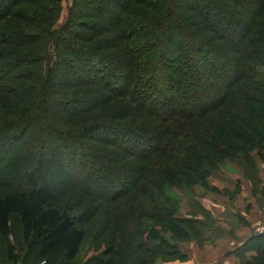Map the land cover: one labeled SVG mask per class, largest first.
<instances>
[{
  "label": "trees",
  "instance_id": "1",
  "mask_svg": "<svg viewBox=\"0 0 264 264\" xmlns=\"http://www.w3.org/2000/svg\"><path fill=\"white\" fill-rule=\"evenodd\" d=\"M63 1L0 0V168L21 165L0 173V264H116L110 224L127 197L138 196L147 230L165 221L186 234L178 225L190 221L135 175L156 155L190 186L219 162L264 157V0H73L55 29ZM203 157V168L191 162ZM93 221V238L111 232L109 260L83 262ZM154 234L139 263L186 256ZM233 252L264 264V235Z\"/></svg>",
  "mask_w": 264,
  "mask_h": 264
},
{
  "label": "rangeland",
  "instance_id": "2",
  "mask_svg": "<svg viewBox=\"0 0 264 264\" xmlns=\"http://www.w3.org/2000/svg\"><path fill=\"white\" fill-rule=\"evenodd\" d=\"M72 3L73 0L63 1L62 11L54 26L55 29L61 28L68 19ZM260 71L264 72V67ZM244 105L248 108V112L258 108L257 105L247 102ZM230 114L231 111L225 115ZM140 124L143 122L141 121ZM261 156L262 152L253 149L231 159V161L219 162V167H215V170L209 173L204 180H200V184L190 186L188 172L184 174L176 170L171 159L156 155L150 164L148 163L146 175H141L140 172L135 175L144 179L142 184L158 187L159 192L154 197L155 201L162 200L175 208L178 213L177 217L190 221L178 225L186 231V234H175L171 226L167 227L169 222L165 221L152 220L151 222L157 226L147 230L144 226L146 219L140 213L139 198L134 194L116 205L118 213L115 221L110 224V228L117 242L113 251L118 257H112V259L116 261V264H142L139 263V260L143 258L144 253L141 251L140 244L144 237L156 232L161 233L159 235L169 245L177 247L186 256L169 257L166 255L170 254L164 252L155 254V258L148 264H218V262L226 260V264H240L241 260L232 249L236 248L238 244L245 245L253 235H264L257 233V229L264 224V221L256 224L253 230L248 229L246 233H241V230L239 232L236 230L235 220L229 219L231 215L228 212L233 210L231 213L237 216L236 219L240 223L245 217L254 216L264 210V157ZM251 158L254 164L251 162ZM17 161L18 159L15 162L5 163V168H0V173L3 175L5 171H15V166H21ZM206 161L205 157L201 160H191L195 166L202 168L208 164L205 163ZM56 169L60 170V167L56 166ZM47 173L53 176V179H57L54 176L57 171L54 169L52 171L48 169ZM125 179V184H129L128 179ZM156 182H162L163 188L157 186ZM214 188L219 191H214ZM133 189L134 186L130 187L128 192ZM167 198L171 203L167 201ZM69 200V197L65 198L64 203ZM82 200L85 201H79L77 207L80 206L81 209H84L89 204L92 205L89 201L86 202L87 199ZM195 222H198L197 225ZM96 224L97 221H93L87 226L89 237L80 256L83 262L89 261L96 255L103 260H109L104 248L109 242L111 232L107 228L101 229L98 236L104 235V237L100 243L98 236L93 238ZM191 225H194V228ZM12 229L14 243L21 246V227L17 217L12 219ZM248 231L249 234H247ZM3 244L4 240L0 239L1 262H4L5 258ZM20 250L22 251V249ZM256 255L257 252L252 251L247 256L250 258Z\"/></svg>",
  "mask_w": 264,
  "mask_h": 264
},
{
  "label": "crops",
  "instance_id": "3",
  "mask_svg": "<svg viewBox=\"0 0 264 264\" xmlns=\"http://www.w3.org/2000/svg\"><path fill=\"white\" fill-rule=\"evenodd\" d=\"M260 202V201H259ZM234 209V207H233ZM233 210L229 211L228 214L231 215V217L229 219H234L235 223H236V230H241V233H246V231L248 229H252L254 228V226L260 222L264 221V210L258 214H254V216L251 217H245L244 219L241 220V222L239 223L238 220L236 219L237 216L234 215L233 213H231ZM239 223V224H238ZM250 232L248 231L247 234H249ZM241 244H238L236 246L239 247ZM235 249V248H234ZM232 249V251L234 250ZM227 261V260H226ZM226 261H222V262H218V264H226ZM212 264H217V263H212Z\"/></svg>",
  "mask_w": 264,
  "mask_h": 264
},
{
  "label": "built area",
  "instance_id": "4",
  "mask_svg": "<svg viewBox=\"0 0 264 264\" xmlns=\"http://www.w3.org/2000/svg\"><path fill=\"white\" fill-rule=\"evenodd\" d=\"M257 233L264 234V224L257 229Z\"/></svg>",
  "mask_w": 264,
  "mask_h": 264
}]
</instances>
